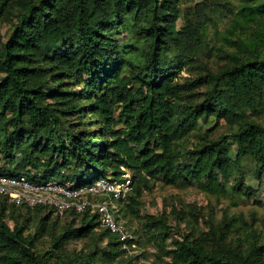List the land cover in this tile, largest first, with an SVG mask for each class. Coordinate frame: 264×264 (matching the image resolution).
<instances>
[{"label": "trees", "instance_id": "trees-1", "mask_svg": "<svg viewBox=\"0 0 264 264\" xmlns=\"http://www.w3.org/2000/svg\"><path fill=\"white\" fill-rule=\"evenodd\" d=\"M226 19L235 38L219 40ZM2 22L0 174L87 183L127 168L115 217L139 248L95 213L0 195V263L264 264L261 222L232 209L256 194L249 178L264 184V0H0ZM154 180L220 206L142 216Z\"/></svg>", "mask_w": 264, "mask_h": 264}, {"label": "built area", "instance_id": "built-area-1", "mask_svg": "<svg viewBox=\"0 0 264 264\" xmlns=\"http://www.w3.org/2000/svg\"><path fill=\"white\" fill-rule=\"evenodd\" d=\"M116 178L100 177L90 182L60 181L53 177L32 179L25 174H0V195L9 202L27 206L46 205L53 214L63 216L67 211L87 210L97 214L99 224L117 236L121 248L135 251V235L118 221L100 196L110 195L116 200L126 198L131 191V173L121 167Z\"/></svg>", "mask_w": 264, "mask_h": 264}, {"label": "rangeland", "instance_id": "rangeland-1", "mask_svg": "<svg viewBox=\"0 0 264 264\" xmlns=\"http://www.w3.org/2000/svg\"><path fill=\"white\" fill-rule=\"evenodd\" d=\"M195 3H198L200 1H207L209 4L213 3L214 0H194ZM227 19L219 25L218 30L216 31L215 35L219 37V33L222 31L223 34L228 35L230 38H235L234 35H231L232 33L226 32V27L229 24V21L227 22ZM7 24H4L3 22L0 25V33L3 35L6 32ZM219 40L221 38L219 37ZM217 63L219 62L216 58L214 59ZM222 60V59H221ZM188 73L185 69H181L179 72V75L185 76ZM264 123V115L260 119ZM223 127L221 128V130ZM216 180L219 182H222V177L219 173H216L215 175ZM57 180H60V176H52ZM250 183L255 186L257 189L256 194L253 195L249 200H244L238 206H232V209L235 211H242L248 218H251L252 215L255 216L258 220V222H261L262 228L264 229V184H259L255 179L249 178ZM209 192L203 191L201 188L197 186H189L186 188H177L173 186H168L165 184H162L159 180H154L153 183H150V188H146L143 191L142 195V204L140 206L139 212L142 216H146L147 214H158L162 211L167 213L169 215L170 220L173 221L170 210L173 206H176L178 208L185 207V205L195 204L201 212H206L209 209V206H212L215 209H218L220 205H217V201L215 196L211 195V193L207 194ZM104 196V200L107 203L110 211L115 215V212L119 210L120 204L118 203V200L112 198L110 195H102ZM119 216L121 213H118ZM117 214V215H118ZM130 217V216H129ZM132 217V216H131ZM125 218V220L128 222L130 219V226L133 228L140 227L139 225V219L138 218ZM63 219V218H61ZM64 220V219H63ZM62 220V221H63ZM251 220V219H249ZM11 224V223H10ZM130 227V228H131ZM139 232H141V228L139 229ZM142 243L144 244L143 250H152L153 249V243L148 242L146 240L142 239ZM82 242L79 241H72L67 246L69 248L81 247ZM136 250H138V246L135 247ZM152 258V256L150 257ZM2 264V263H0Z\"/></svg>", "mask_w": 264, "mask_h": 264}]
</instances>
